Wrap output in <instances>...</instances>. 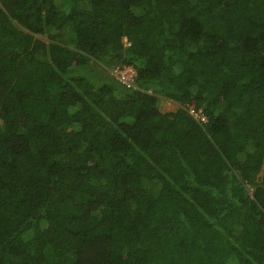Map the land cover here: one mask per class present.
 I'll list each match as a JSON object with an SVG mask.
<instances>
[{
    "label": "trees",
    "instance_id": "1",
    "mask_svg": "<svg viewBox=\"0 0 264 264\" xmlns=\"http://www.w3.org/2000/svg\"><path fill=\"white\" fill-rule=\"evenodd\" d=\"M0 264H264V0H0Z\"/></svg>",
    "mask_w": 264,
    "mask_h": 264
},
{
    "label": "built area",
    "instance_id": "2",
    "mask_svg": "<svg viewBox=\"0 0 264 264\" xmlns=\"http://www.w3.org/2000/svg\"><path fill=\"white\" fill-rule=\"evenodd\" d=\"M112 73L128 87H132L134 85V80L137 76L136 69L127 65L122 67L117 66L115 69H113ZM191 113L196 117H200L203 121H206V117L202 115V113L194 110H191Z\"/></svg>",
    "mask_w": 264,
    "mask_h": 264
},
{
    "label": "rangeland",
    "instance_id": "3",
    "mask_svg": "<svg viewBox=\"0 0 264 264\" xmlns=\"http://www.w3.org/2000/svg\"><path fill=\"white\" fill-rule=\"evenodd\" d=\"M44 38V37H43ZM125 42L128 44L127 40L125 39ZM117 67V66H116ZM116 67H113L111 69V71L113 69H115ZM178 107V104L176 102H174L173 100H170V99H167V98H164L162 100V103H161V109L163 111H172V110H176V108Z\"/></svg>",
    "mask_w": 264,
    "mask_h": 264
},
{
    "label": "clouds",
    "instance_id": "4",
    "mask_svg": "<svg viewBox=\"0 0 264 264\" xmlns=\"http://www.w3.org/2000/svg\"><path fill=\"white\" fill-rule=\"evenodd\" d=\"M128 44H129V43H128ZM132 67H133V66H132ZM112 71H113V70H112ZM112 71H111V72H112ZM112 74H113V73H112ZM136 77H137V76H136Z\"/></svg>",
    "mask_w": 264,
    "mask_h": 264
}]
</instances>
